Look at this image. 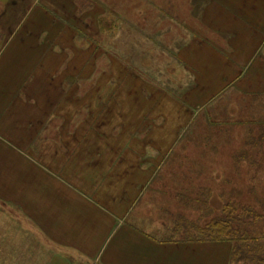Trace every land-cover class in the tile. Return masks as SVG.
Returning <instances> with one entry per match:
<instances>
[{"label": "rangeland", "instance_id": "374dc122", "mask_svg": "<svg viewBox=\"0 0 264 264\" xmlns=\"http://www.w3.org/2000/svg\"><path fill=\"white\" fill-rule=\"evenodd\" d=\"M218 10L214 0H0V140L9 143L0 144V264H104L102 240L127 223L199 241L191 229L221 215V188L264 189L244 145L264 119V74L246 91L232 68L253 32L241 43L193 31L217 27ZM262 41L258 57L243 50L257 59L254 74Z\"/></svg>", "mask_w": 264, "mask_h": 264}, {"label": "crops", "instance_id": "0c3cea01", "mask_svg": "<svg viewBox=\"0 0 264 264\" xmlns=\"http://www.w3.org/2000/svg\"><path fill=\"white\" fill-rule=\"evenodd\" d=\"M214 1H215V4L218 5L219 7L218 15L224 17V19L219 21V23L217 24V27H213L209 25L208 26L201 25L196 30L194 29L193 31L197 34L198 33L205 34L208 37V39L212 41H215L214 35L218 34V32L236 33L237 35L234 36V39L235 38L238 39V41H241V43H243L244 40L246 41L244 32L247 35L253 32V35H251V37L253 38V44L251 45L250 48H247L248 45H243V47L238 48L237 51L241 52L242 58H240L241 60H238L239 62L234 61L235 66H233L232 68H236V71L234 72L233 75H236V77H238L235 82H237L236 84L241 90L249 91L248 89H249V86L251 85V82H247L248 79H250L251 81L255 80L256 87H260L261 86L260 81L262 79L258 78V76L261 77L262 74H264V60H261V63L259 64L262 66H260L259 70L254 74L256 67L258 65L257 64L258 62H255L257 61V59L255 58L252 59L253 53H251L249 58L247 59V55L246 53L243 52V50H249V49L252 50V48H254L253 50L254 56L258 57V52L263 45L260 43H263L262 40H264V31L260 29V28H264V0H214ZM171 14L175 16L178 15L177 13L174 12L173 8H171ZM189 16L191 17L190 13H189ZM210 17H211V13H210ZM193 31L190 30L189 32L188 30L185 33L191 34L192 35L191 37H193L194 36ZM180 33L182 36L184 35L182 31ZM198 41L199 39L196 40L195 38L194 40H190V43L188 44V46H186V48L187 49L190 48L191 50L194 49L193 45H197ZM220 41L222 42L225 40H220ZM233 42L236 43V41H233ZM261 55L263 56L264 54L261 53ZM260 59H263V58H260ZM252 73L254 74L253 76H251ZM224 76H226L225 77L226 79H223V80L235 79V77H231L228 73H225ZM229 78H233V79H229ZM208 79L214 80L215 78H213L212 76ZM202 94L210 95L211 93L207 94V92L206 93L203 92ZM1 119L2 117L0 118V120ZM0 144L3 145V144H9V143L6 141L0 140ZM13 148L19 151L20 154H22L19 156L16 155L17 159L23 162H26L27 165L31 164L30 156L23 154L22 151H20V149H16L15 146ZM29 167L34 170V164H31ZM47 170L53 173L52 170L50 169H47ZM53 174L56 176V173H53ZM30 176H32V174H29V177ZM60 179H63V178H60ZM61 188L62 186L59 189ZM127 188H128L127 182L124 179L123 189L127 190ZM63 190H66V189H63ZM117 191H120V190L117 189ZM189 191L190 190L188 188H185V189L180 188V190L178 191V194H182V196L188 198V196L191 197L194 193V192L191 193L192 195L190 196ZM100 205H102L103 207L102 203ZM93 210L96 213L101 214L97 210L95 209ZM71 211L72 210H69L70 216L75 215L74 219L78 222V225H80L81 221L83 220L82 219L80 220L79 218L82 216H77L80 214H76V211H72V214H71ZM62 213H64L65 215L68 213V210H65L63 206H62ZM82 226L83 224L81 225V227L80 226L79 227L82 228ZM73 228L77 229L75 227ZM79 231L80 233L82 232V230H79ZM116 232L117 233L114 236V240L108 243L105 248L103 247L105 240H102V245H100L98 249L97 254L98 255L100 254L99 256L103 257L104 264H113V263L120 264L118 259H121V257L124 256L123 254L125 255L127 254L125 248L126 246H129L131 244L133 245V247L130 248V251L134 252V256L130 257L132 259V261L130 260L129 262L130 264H132V262L136 264H168V263H171L173 260L172 258H168L172 255H178L179 257L178 261L180 262L179 264H186L189 261L192 264H201V263L210 264V262L204 263V261L206 262L205 260L206 256L203 255L201 257V254L198 253L199 250L201 252H206L207 254H210V255L212 254V252H214V256H213L214 260L219 257L217 254L219 255L223 254L224 258L228 257L229 254L227 251H230L225 246H220L218 244H213L209 242H196V241L194 242L185 241L184 242V240H181V239L178 240L176 243L169 242L171 240L163 241L162 239L156 238V236H149L148 234L142 233L141 230L136 229L135 227L129 225L128 223L125 226L121 227ZM114 234H115V231H114ZM81 235L84 237L86 236L85 233H81ZM114 243H116L115 246H113Z\"/></svg>", "mask_w": 264, "mask_h": 264}, {"label": "trees", "instance_id": "16d2710c", "mask_svg": "<svg viewBox=\"0 0 264 264\" xmlns=\"http://www.w3.org/2000/svg\"><path fill=\"white\" fill-rule=\"evenodd\" d=\"M252 125L254 129L248 133L252 140L244 145L247 152L245 161H249L251 166L259 165L257 173L251 176L254 183L259 181L260 173L264 177V119ZM234 162L239 164L241 161L236 158ZM223 185L226 187L227 183ZM211 194L209 191V196ZM263 195L261 187L245 191L235 189L234 192L221 188V215L205 223L203 229H191L200 237L196 242L225 246L230 250L227 251L230 264H264V201L260 199Z\"/></svg>", "mask_w": 264, "mask_h": 264}]
</instances>
